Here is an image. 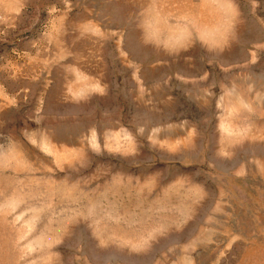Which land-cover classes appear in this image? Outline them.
Returning <instances> with one entry per match:
<instances>
[{
    "label": "rangeland",
    "instance_id": "rangeland-1",
    "mask_svg": "<svg viewBox=\"0 0 264 264\" xmlns=\"http://www.w3.org/2000/svg\"><path fill=\"white\" fill-rule=\"evenodd\" d=\"M0 264H264V0H0Z\"/></svg>",
    "mask_w": 264,
    "mask_h": 264
}]
</instances>
